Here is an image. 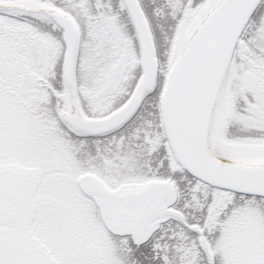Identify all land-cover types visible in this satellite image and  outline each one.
<instances>
[{
  "label": "snow or ice",
  "instance_id": "6c2138e0",
  "mask_svg": "<svg viewBox=\"0 0 264 264\" xmlns=\"http://www.w3.org/2000/svg\"><path fill=\"white\" fill-rule=\"evenodd\" d=\"M0 264H264V0H0Z\"/></svg>",
  "mask_w": 264,
  "mask_h": 264
}]
</instances>
